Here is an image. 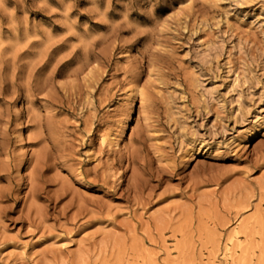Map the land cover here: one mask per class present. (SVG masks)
Masks as SVG:
<instances>
[{
  "label": "rangeland",
  "instance_id": "1",
  "mask_svg": "<svg viewBox=\"0 0 264 264\" xmlns=\"http://www.w3.org/2000/svg\"><path fill=\"white\" fill-rule=\"evenodd\" d=\"M160 3L0 0V264H264V0Z\"/></svg>",
  "mask_w": 264,
  "mask_h": 264
},
{
  "label": "snow or ice",
  "instance_id": "2",
  "mask_svg": "<svg viewBox=\"0 0 264 264\" xmlns=\"http://www.w3.org/2000/svg\"><path fill=\"white\" fill-rule=\"evenodd\" d=\"M181 2L182 0H171V4L173 7L177 6ZM167 3H168V0H161V3L157 9L158 12H160L161 14L168 12L170 9L167 7Z\"/></svg>",
  "mask_w": 264,
  "mask_h": 264
}]
</instances>
